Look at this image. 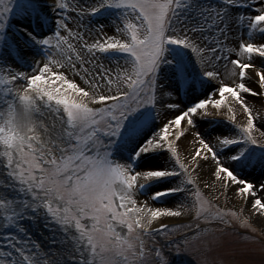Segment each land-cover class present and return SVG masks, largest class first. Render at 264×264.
Returning a JSON list of instances; mask_svg holds the SVG:
<instances>
[{"label":"snow or ice","instance_id":"6c2138e0","mask_svg":"<svg viewBox=\"0 0 264 264\" xmlns=\"http://www.w3.org/2000/svg\"><path fill=\"white\" fill-rule=\"evenodd\" d=\"M261 109L264 0H0V264H264Z\"/></svg>","mask_w":264,"mask_h":264},{"label":"rangeland","instance_id":"374dc122","mask_svg":"<svg viewBox=\"0 0 264 264\" xmlns=\"http://www.w3.org/2000/svg\"><path fill=\"white\" fill-rule=\"evenodd\" d=\"M258 108H254V111L257 110ZM256 147V146H253ZM259 159H255L252 163L251 166L248 167H253L256 162ZM258 176L260 180L264 181V171H259ZM215 192L219 193L218 198L214 203L219 204L222 207H235L238 209V205L240 204L238 200H231L228 197V192L225 193L222 188H220L219 183L216 184L215 187ZM213 195V194H212ZM227 197V199H226ZM246 207V205H245ZM246 209V208H245ZM248 216V212L244 210L243 214L240 216L239 220H236L239 224L237 227H232L231 229H228L229 236L237 241H242V240H251L252 237H260L262 240H264V235H261V223L260 222H255L252 217L248 218V223L252 225L251 228L249 227H242L241 226V221L244 220V218ZM189 218L188 214L185 215L184 219L187 220ZM175 219H180V218H175ZM225 227V226H224ZM252 228H255L256 231H252ZM156 239L159 241L162 238L161 237H156ZM257 248V251L255 254L248 256V257H240L241 259H249L254 262V264H260L261 261V254L259 253V245H255ZM166 256L168 257L170 264H184L183 263V257H187L190 261V264H201L202 260V255L198 253L197 251L192 250L191 248H186V247H181L180 250H176L174 247H169L165 251Z\"/></svg>","mask_w":264,"mask_h":264},{"label":"bare ground","instance_id":"6f19581e","mask_svg":"<svg viewBox=\"0 0 264 264\" xmlns=\"http://www.w3.org/2000/svg\"><path fill=\"white\" fill-rule=\"evenodd\" d=\"M253 87H256V85H253ZM256 99H257L258 103L255 105L254 108H259V99L260 98L257 97ZM261 110L264 111V109H261ZM238 118H239V114H238ZM215 127H216V125L209 126L207 123L202 124V129H207L208 131H211ZM259 171H264V166H262L261 162L258 160L253 167H250V169H248V168L245 169L243 171L242 175L244 176V178L253 180L254 182H257L258 183V182L262 181V180H260V178L258 176V172ZM201 179L204 180L205 182H210L212 179H214V178L211 177V169L210 168L205 169L204 173L201 175ZM201 187L203 188V185H201ZM215 187H216V184L214 185V187L212 189H203V191L205 192V194H208L209 191H211V193L213 195H216L217 193L215 192ZM231 192H232V189L230 188L228 190V193H227L228 194V197L231 200H233V201L237 200V199H232L231 198V195H230ZM156 206H163V205H156ZM245 208H246L245 211L248 212L247 206ZM170 219H175V218H170ZM252 219L255 222H260L261 223V220H260V218L258 216L252 217Z\"/></svg>","mask_w":264,"mask_h":264}]
</instances>
